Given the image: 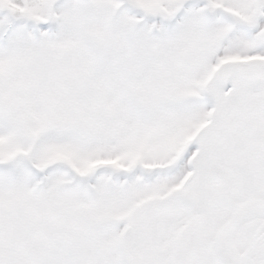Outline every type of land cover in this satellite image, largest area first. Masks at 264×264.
Listing matches in <instances>:
<instances>
[{"label":"snow or ice","instance_id":"snow-or-ice-1","mask_svg":"<svg viewBox=\"0 0 264 264\" xmlns=\"http://www.w3.org/2000/svg\"><path fill=\"white\" fill-rule=\"evenodd\" d=\"M0 264H264V0H0Z\"/></svg>","mask_w":264,"mask_h":264}]
</instances>
